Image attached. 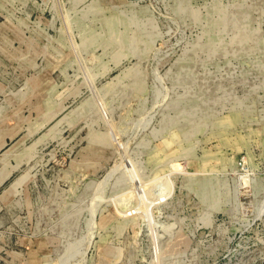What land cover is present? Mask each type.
<instances>
[{
    "label": "rangeland",
    "instance_id": "374dc122",
    "mask_svg": "<svg viewBox=\"0 0 264 264\" xmlns=\"http://www.w3.org/2000/svg\"><path fill=\"white\" fill-rule=\"evenodd\" d=\"M0 264H264V0H0Z\"/></svg>",
    "mask_w": 264,
    "mask_h": 264
}]
</instances>
